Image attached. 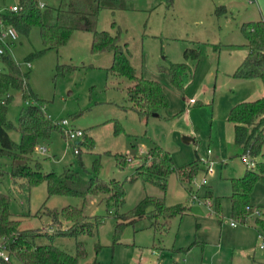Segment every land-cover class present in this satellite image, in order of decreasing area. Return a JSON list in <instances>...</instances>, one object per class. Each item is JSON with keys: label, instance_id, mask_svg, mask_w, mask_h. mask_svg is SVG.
I'll return each instance as SVG.
<instances>
[{"label": "rangeland", "instance_id": "rangeland-1", "mask_svg": "<svg viewBox=\"0 0 264 264\" xmlns=\"http://www.w3.org/2000/svg\"><path fill=\"white\" fill-rule=\"evenodd\" d=\"M16 1L0 0V10ZM123 5L124 9L100 10L94 29L117 34L119 43L126 44L134 73L160 85L168 106L156 117L143 119L129 108L125 92L129 81L107 71L109 52H90L91 32L73 31L61 47L39 53L35 52L43 46L36 26H31L26 35L18 34L12 43L0 40L12 61L28 72L27 83L37 99L35 103L56 125L48 139L38 145L46 150L41 152L36 147L31 157L41 163L43 172L60 173L70 167L83 178L94 174L102 181L121 183L123 204L115 209L99 196L89 197L84 213L101 219L91 234L43 236L55 230L45 210L78 206L80 198L47 197L44 182L26 195L18 192L9 175L10 160L0 156V192L9 195V211L20 221L19 229L42 235L33 239L35 244H53L74 255L76 242H80L83 256L77 264H264V230L254 222L256 217L264 220V209L248 215L245 224H229L230 180L242 177L246 166L239 157L243 148L231 141L230 126L223 123L228 111L225 113L227 87L221 75L222 70L232 69L234 57L230 50H224V44L242 39L240 26L244 22L258 20L255 18L259 16L264 20V0H123ZM219 6L224 11L217 10ZM5 27L0 23V33ZM211 44L219 45L217 53ZM196 47L200 55L192 79L189 74L182 76L185 88L180 92L161 69L184 62L183 50ZM0 71H5L1 62ZM11 93L6 118L16 124L26 101L19 92ZM189 98L197 103L181 116L178 113ZM174 114L178 115L168 119L162 116ZM62 119L66 125L59 124ZM65 128L79 130L81 135L70 138ZM8 136L18 141L16 131L9 130ZM151 142L169 152L175 168L196 157L198 171L186 183L171 172L164 192L140 179L129 181ZM125 155L131 160H120V168L117 160ZM205 160L211 161L208 171ZM191 193L201 201V214L187 210L168 219L118 220L122 224L116 228V214L129 211L144 196L162 197L166 206L189 207ZM215 197L219 199L217 212ZM250 199L254 206L264 205V182L255 183ZM4 255L12 264H21L6 251Z\"/></svg>", "mask_w": 264, "mask_h": 264}, {"label": "trees", "instance_id": "trees-1", "mask_svg": "<svg viewBox=\"0 0 264 264\" xmlns=\"http://www.w3.org/2000/svg\"><path fill=\"white\" fill-rule=\"evenodd\" d=\"M14 5L15 10L10 8L0 10V23L12 27L17 35H26L31 26H36L43 48L35 53L61 47L73 31L91 32L90 52H109L111 62L107 71L129 81L125 88L130 102L129 108L143 119L153 113L158 115L160 112L165 113L168 100L160 85L154 80L145 79L134 73L126 44L119 43L117 34L111 35L108 31L94 29L99 11L124 9L123 0H50L48 3L38 0H17ZM217 10L224 11V7L219 6ZM240 30L248 53L231 76L238 79L259 78L264 87V20L260 18L244 22ZM3 48L4 53L0 55V62L5 68V71H0V156H6L10 160L9 175L12 183L18 192L25 195L32 187L44 182L47 197L80 198L78 206L66 205L59 210H45V214L51 220L50 226H55V230L49 234H42L43 236L91 234L101 219L84 213L87 199L99 196V200H104L107 205L112 203L116 209L124 201L122 184L113 179L102 181L94 174L83 178L70 167L63 168L60 173L42 171L41 163L33 159L31 154L40 143L48 139L49 132L56 128V125L51 122L40 105L35 103L37 99L27 83L28 72L22 71L5 52V47ZM211 48L217 53L219 45L211 44ZM199 55V47L185 48L182 52L184 62L170 63L161 69L168 82L178 91L183 92L185 88L181 83L183 75L189 74L190 80L192 79ZM189 60L192 65L188 64ZM12 91L19 92L21 98L26 101V105L18 113L16 124H12L6 118V107L12 99ZM178 114L162 116L168 119ZM226 121L232 124L233 143L242 147L243 153L248 152L256 162L255 167H246L242 177L230 180L231 193L228 196L230 219L245 224L246 217L254 209H264V205L254 206L250 199L255 183L264 182V94L258 99L232 105L227 112ZM9 130L18 133L17 142L9 138ZM120 160L129 162L131 157L127 155L119 157L118 167L122 168ZM198 169L199 161L196 157L183 166L173 167L169 152L151 142L145 154L140 157L129 181L140 179L164 192L167 177L171 172L176 173L179 181L186 183ZM206 196H210L208 191ZM8 205L9 195L0 192V246L8 253V257L15 258L21 264H77L78 258L83 256L80 242H76L74 255L53 244H35L33 239L42 235L31 229H19L20 221L13 218ZM188 209L189 207L182 204L166 206L162 197L144 196L129 211L116 214V228L123 221L143 217L168 219L175 214H183ZM217 210L219 211V199L215 197V211ZM254 222L264 230L262 218L256 217ZM0 264L12 262L10 258L3 260L0 257Z\"/></svg>", "mask_w": 264, "mask_h": 264}, {"label": "crops", "instance_id": "crops-1", "mask_svg": "<svg viewBox=\"0 0 264 264\" xmlns=\"http://www.w3.org/2000/svg\"><path fill=\"white\" fill-rule=\"evenodd\" d=\"M264 11V9L262 10ZM260 17V16H259ZM259 17H256L255 19H259ZM245 39L242 35L241 38H237L236 40H232L230 42H226L225 49L224 50H230L231 53H233V66L232 69H224L221 71L222 78L224 79L227 87V95H226V104H225V113L226 111L229 110V108L242 101H251L260 98L264 94V87L262 84V81L259 78H252V79H238V78H233L231 76L232 72L236 67L241 63V61L244 59V57L248 53V48L245 46ZM185 101V100H184ZM197 103V101L194 99L193 102L189 103L188 100L185 101V107L184 111L182 110L181 116H186L185 111L191 106H194ZM221 115V118L223 119L225 117ZM158 116V115H157ZM154 117V116H153ZM223 123L228 124L230 126V139L232 140V124L226 121V118ZM183 139H189V136H183ZM206 154H210V150L207 148ZM240 157V156H239ZM241 160V159H240ZM223 163V162H222ZM243 163V162H242ZM244 164V163H243ZM194 205H189L192 207ZM200 209V207H199ZM187 211V210H186ZM201 211V209H200ZM191 212V211H190ZM194 214H199V213H194Z\"/></svg>", "mask_w": 264, "mask_h": 264}, {"label": "built area", "instance_id": "built-area-1", "mask_svg": "<svg viewBox=\"0 0 264 264\" xmlns=\"http://www.w3.org/2000/svg\"><path fill=\"white\" fill-rule=\"evenodd\" d=\"M39 6L41 7L42 4H39ZM9 8L11 10H15L16 9L15 5H12ZM16 37H17V33L10 26H6L4 28V30H2L1 33H0V40L6 39L8 42H11V43L16 40ZM3 53H4V48L0 44V55H2ZM26 67H29V63L28 62L26 63ZM193 101H194V99H192V98L188 99L189 103H191ZM59 124L60 125H66V121L64 119H62ZM64 130H65V133H67L68 136L70 138H73V139L76 138L77 136L81 135V131H79V130H72L71 131L70 129L67 130L66 128ZM38 149L41 152H44L46 150L44 146H39ZM73 152L75 153L76 149H73ZM240 159H241V161L244 163V165L247 168H253L256 165L255 158L251 157L248 152L243 153L242 155H240ZM205 161L208 164L207 167H206V171H208V170H210L211 161H209V160H205ZM204 183H205V179L202 178L201 181H200V184L203 185ZM195 186L197 187L196 184H195ZM189 200L191 202V205H196V206L200 207L201 201L199 200L198 196L195 193H191L189 195ZM205 200H207V199H205ZM205 200H203V201L205 202ZM205 205H206L205 207H208L209 204H208L207 201H206ZM253 212L256 213V214H259V210H257V209H254ZM229 224H230V226H234V225H236V222L231 220ZM4 251L5 250L3 249V247L0 246V257L3 260H7V256L4 255Z\"/></svg>", "mask_w": 264, "mask_h": 264}, {"label": "water", "instance_id": "water-1", "mask_svg": "<svg viewBox=\"0 0 264 264\" xmlns=\"http://www.w3.org/2000/svg\"><path fill=\"white\" fill-rule=\"evenodd\" d=\"M157 115H158L157 113H153V114H151V116H154V117H156ZM190 211H191L192 213H199V214H201V211H200L199 207L196 206V205L190 207Z\"/></svg>", "mask_w": 264, "mask_h": 264}]
</instances>
